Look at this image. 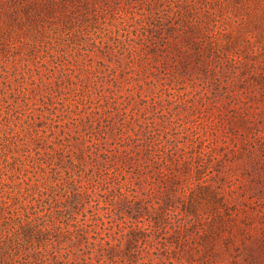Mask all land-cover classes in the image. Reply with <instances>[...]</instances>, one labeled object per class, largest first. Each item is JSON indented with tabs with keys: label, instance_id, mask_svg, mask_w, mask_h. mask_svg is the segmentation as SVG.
I'll list each match as a JSON object with an SVG mask.
<instances>
[{
	"label": "rangeland",
	"instance_id": "rangeland-1",
	"mask_svg": "<svg viewBox=\"0 0 264 264\" xmlns=\"http://www.w3.org/2000/svg\"><path fill=\"white\" fill-rule=\"evenodd\" d=\"M255 2L247 10L228 6L230 19L222 15L218 25L237 30L246 12L260 11L262 32L239 28L252 36L246 63L259 68L264 0ZM136 12L121 3L114 15L72 35L0 48V214L42 216L54 206L66 211L59 220L68 232L62 228L60 243L47 247L58 261L180 264L173 255L161 257L155 248L167 244L161 236L127 243L134 225L147 224L136 217L138 208L157 198L146 195L139 166L156 159L148 153L155 148L188 167L201 164L212 187L234 190L226 197L245 212L250 226H241L249 237L238 251L218 246L213 264H264V145L251 138L247 122L233 123L242 110L220 107L207 80L175 73L147 53ZM250 105L249 119L264 137V99ZM227 127L236 131L232 140ZM245 137L251 145L233 154Z\"/></svg>",
	"mask_w": 264,
	"mask_h": 264
},
{
	"label": "trees",
	"instance_id": "trees-1",
	"mask_svg": "<svg viewBox=\"0 0 264 264\" xmlns=\"http://www.w3.org/2000/svg\"><path fill=\"white\" fill-rule=\"evenodd\" d=\"M197 2L0 0V48L33 45L53 36L72 35L80 29L97 25L99 19L114 15L123 3L136 9L143 21L145 34L142 43L147 53L161 58L157 61L163 66H172L175 73L182 70L187 75H198L207 80L220 107L234 106L235 111L242 110V117L233 123L245 125L247 122L244 128L251 138L260 146L264 145L260 142L264 140L260 129L255 127L254 119H249L253 115L250 103H261L264 99V64L254 68L253 64L246 63L247 50L253 41L249 32L244 35L240 31L245 24L262 32L260 11L255 7L252 12H246L247 20L237 30L226 32L221 24L218 25L219 17L224 15L228 6L234 11L247 10L248 2L254 5L256 2L204 0L200 5ZM222 19L229 20L230 17L224 15ZM250 50L253 54L254 51ZM235 70L239 71L238 75L234 74ZM246 86H256L257 89L247 91ZM226 132L231 140L236 136L232 128L227 127ZM248 144L251 145L248 139L243 138L233 154L241 155ZM148 153L156 159L139 166L141 175L145 176L144 182L148 183L146 195L154 194L157 198L153 203L143 202L138 208L136 217H142L147 224L143 228L133 226L128 246L138 241L144 243L151 234L161 236L167 243L155 245L161 257L173 255L182 260L180 264H213L219 255L218 246L226 250L233 247L238 251L237 247L244 245L249 237L243 226L249 227L250 223H246L245 212L237 209L226 197L234 190L222 192L212 187V179L201 164L188 167L186 162L165 157L162 150L155 148L149 149ZM81 195L86 197L85 191ZM46 211L42 216H35V213L18 216L15 210L0 214V264H71L58 261L57 252L47 249L48 245L52 248L55 247L53 244L60 243L57 235L66 228V221L59 220V217L67 212L55 206ZM67 232L65 229L64 233ZM232 264L237 263L232 260Z\"/></svg>",
	"mask_w": 264,
	"mask_h": 264
}]
</instances>
